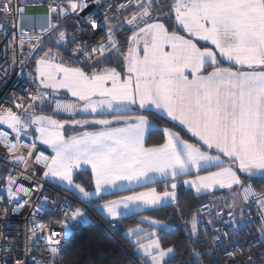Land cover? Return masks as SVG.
Returning a JSON list of instances; mask_svg holds the SVG:
<instances>
[{"label":"snow or ice","instance_id":"1","mask_svg":"<svg viewBox=\"0 0 264 264\" xmlns=\"http://www.w3.org/2000/svg\"><path fill=\"white\" fill-rule=\"evenodd\" d=\"M93 4L99 8L101 0H50L41 17L26 15V9L43 5L18 4L15 13H5L6 18L13 14L20 17L19 25H13L20 32V44L15 38L11 42L13 49L20 48V54H13L11 65L19 62L23 69L34 61L29 75L36 92L28 97L31 103L27 109L24 99L16 104V110L0 109V125H6L15 136L13 142L8 132L0 131V141L9 154L4 159L23 165L26 172H39L36 166L42 165V179L66 185L81 203L99 209L114 231L117 221L128 214L178 202L179 178L187 176L190 178L182 183L197 193L229 190V217L237 206L243 211L254 201L264 242V188L257 191L254 186L264 184V0H128L124 4L108 0L102 5L107 12L104 17L89 10ZM8 8L13 5L9 3ZM129 9L131 15H125ZM57 17L65 23L72 20L73 33H57L61 26L59 21L53 23ZM25 26H39L40 32L25 38ZM96 32L106 37L105 42L88 49V41L81 40L73 50L74 56L85 57L81 66H66L61 49L77 39L76 33L92 36ZM121 32L130 35L118 39ZM25 39L29 42L26 52ZM199 42L208 46H198ZM46 44L51 47L44 51ZM97 50L100 56L88 63L87 55ZM7 71L0 67V72ZM44 105L53 108L51 114H37ZM150 109L164 113L194 139L190 142L173 128L163 127L162 142L148 144L146 129L153 121L145 112ZM57 113L72 118L58 120ZM78 115L84 118L76 119ZM29 136L31 142L22 143ZM37 142L50 149L51 155L38 152ZM84 166H90L94 190L75 183L77 170ZM20 179L29 177L15 176L14 169L6 177L0 175V199L6 192L12 213L23 206L18 202L21 193L43 191L42 184L31 181L33 188H28ZM161 182L163 192L150 186ZM117 192L129 194L92 205L93 199ZM9 208L4 209L6 217ZM59 212L66 239L74 224L89 222L84 209H73L70 203L59 207ZM243 222L242 215L237 223ZM139 223L151 231L140 226L127 230L134 254L141 256L142 264H169L175 249L163 248L156 238L158 229L167 226L147 217H141ZM198 225L194 216L190 238H198ZM56 235L50 226L39 236L31 231L26 255L33 240L43 238L51 257L49 264H60L70 253L55 240ZM16 243L4 245V264H9ZM232 244L235 247L227 256L235 260L244 250L236 242ZM192 255L198 260L199 253L193 250ZM16 264L27 262L17 258ZM242 264H264V256L257 261L250 255Z\"/></svg>","mask_w":264,"mask_h":264},{"label":"built area","instance_id":"2","mask_svg":"<svg viewBox=\"0 0 264 264\" xmlns=\"http://www.w3.org/2000/svg\"><path fill=\"white\" fill-rule=\"evenodd\" d=\"M59 2V0H57ZM120 4L127 3L128 0H116ZM135 0H133V3ZM9 3L13 5V8L10 10L8 8ZM108 3V0H101V6L98 8L95 4L91 5L92 8L90 11H97L100 17H104L107 12L106 9L102 6ZM23 6L24 4L28 5H43V7H28L26 9V15L33 17L43 16L50 5V0H0V5L3 6L0 9V67H7V74L0 72V109H6L11 107L13 110L20 99H24V108L27 109L28 105L31 103L30 97L32 94H35L36 88L32 84L28 74V63L26 66L21 68L19 62L13 67L11 61L13 54L19 57L20 48L16 47L13 49L11 47V42L15 38L16 44L19 46L20 32L17 28H14L13 25H19L20 17L18 15H11L6 18L5 13L12 11L15 13V8L17 5ZM131 9H129L130 11ZM126 14V13H125ZM131 15V13L129 14ZM59 21L60 27L57 28L56 32L66 31L67 33H73L75 29V23L72 20H68L67 23L64 22V18H54L53 23ZM112 23H117L116 20H113ZM69 26V27H68ZM68 28V29H67ZM39 33L40 28L36 26H25L23 29V35L25 38L32 35L33 33ZM56 33H53L55 36ZM77 39L72 40L66 45L65 49H61L60 55L66 57L71 63L73 60L76 61V65L81 66L83 59L85 58L83 54L73 55V50L79 45L81 40L88 41V49H96L99 43L105 42L106 37L103 36L101 32H96L95 35L87 36L82 33H76ZM28 40L24 41V51L28 49ZM32 43H35L33 41ZM51 45L46 44L44 49H49ZM53 52H56V48H52ZM100 52L94 51L91 54L87 55L86 59L88 63H92L94 57H99ZM15 96L16 99H10ZM53 108L45 113L51 114ZM37 112H40L37 110ZM55 116H61L70 118L69 114L66 113H57ZM0 131L8 132L10 138L15 141L14 134L11 133V130L7 127L0 125ZM31 137H25L22 139V143H30ZM37 149L43 151L45 155H49L47 151L42 149L37 143ZM38 154V153H37ZM9 155L6 151V148L2 141H0V175L7 176L10 170L14 169L15 176H28L29 179H20L19 183L23 184L25 187L33 188L31 181H35L37 184L43 185V191L33 190L30 195L20 194L18 202L22 207H19L16 213L10 211L9 205L6 203V192L2 199H0V264H4V245L16 241V246L12 249L10 253L9 264H16V259L26 260L27 264H35L36 261H39L40 264H49L51 259L50 254L48 253V244L43 238L34 239L32 242V250L30 254L26 255V249L29 248L28 236L31 231H35L38 236L40 233L45 232L46 229L51 227V230L57 233L55 240L59 241L62 246H64L65 236L64 231L61 229L59 223L47 222L42 223L41 219L44 212L57 213L60 216L59 207L70 203L72 208H82L85 211V214L89 216L92 223L99 224L109 233H114L113 227L106 221L102 216L95 211L93 206H87L79 199H77L74 193L68 191L67 189L48 182L42 179L43 166L37 165L36 167L40 169L39 172H26L23 165L16 166L10 160H5L4 157ZM3 186V181H0V187ZM257 191H260L256 188ZM44 197L48 199L45 201ZM30 201V203H27ZM92 201V205H93ZM16 205H13L15 207ZM9 208V214L6 217L4 209ZM40 211H37V209ZM197 216H199V232L201 235L209 238L211 249L210 251L216 255L221 264H242V261L246 260L248 256H252L254 259L259 261V258L264 256V242L261 241V234L259 232L260 227V217L257 214V206L253 201L248 207L235 208L232 217H229V207L226 206L222 200L217 199L216 197L208 198L198 204L196 208ZM244 217L243 224H238L237 222L241 220V216ZM231 219L232 223L229 224L228 221ZM35 221V225H33ZM233 229L237 231L230 236H221L220 240H216L215 237L221 233L229 232L231 233ZM118 230V229H117ZM116 230V231H117ZM236 242L240 248L244 250V254L237 255L235 260H231L227 256V252L232 251ZM230 244L227 248V251H224V246ZM17 249L19 255H17ZM135 258V257H133ZM136 259V258H135ZM138 262V261H137ZM60 264H65L63 261H60ZM138 264H142L138 262Z\"/></svg>","mask_w":264,"mask_h":264},{"label":"trees","instance_id":"3","mask_svg":"<svg viewBox=\"0 0 264 264\" xmlns=\"http://www.w3.org/2000/svg\"><path fill=\"white\" fill-rule=\"evenodd\" d=\"M131 12L132 10L125 15H129ZM153 14L155 15V12ZM126 35H130V33L121 32L117 38L119 39ZM63 59L65 63L72 64L66 57L63 56ZM33 64L34 61L30 62L28 69ZM84 70L91 72L92 68ZM41 109L49 111L51 107L43 106ZM149 112H151V115H149ZM149 112H145V115H148L149 119L158 127H171L178 131L184 139L191 140L190 136L182 128L173 125L170 120L152 110H149ZM161 136L162 131L159 128L151 129L147 135V143L162 142ZM75 182L83 184L86 190L92 188L91 174L87 170L78 172L75 176ZM254 186L259 190L264 188V184L260 183H255ZM178 193L179 200L175 204H167L156 209L128 215L119 219L117 221L118 230L113 234L104 230L99 224L92 223L89 216L85 214L89 222L74 224L72 226V235L64 241V247L68 249L70 256L62 259L63 263L138 264L141 260L134 254L133 246L124 234L129 228L139 226L141 217L146 216L167 226L164 230H159V240L162 247H173L175 249V255L169 261V264H221L219 258L210 251L211 244L209 238L201 235L199 231L198 238H190L186 225L193 220L194 216H197L196 208L198 204L208 198L219 196L218 198L223 200L226 206L231 205L232 201L226 195L227 192L218 190L212 196L209 194L195 195L190 189H184L180 186ZM60 219L57 213L44 212L41 222L59 223ZM193 250L199 253L198 260L192 255Z\"/></svg>","mask_w":264,"mask_h":264},{"label":"crops","instance_id":"4","mask_svg":"<svg viewBox=\"0 0 264 264\" xmlns=\"http://www.w3.org/2000/svg\"><path fill=\"white\" fill-rule=\"evenodd\" d=\"M182 35H187V34H185V33H181ZM198 46H201V47H203V46H208V45H206L204 42H199L198 43ZM65 65L66 66H75V65H73V64H69V63H65ZM76 67V66H75ZM30 69H28V71H29ZM32 70H30L29 71V73L31 72ZM29 77H30V80H31V76L29 75ZM63 92V91H62ZM44 106H48V105H44ZM43 107V106H42ZM38 111H40V112H37V114H47V113H45V112H47V111H45V112H43V110L41 109V108H38L37 109ZM150 110H152V111H154L155 112V110L154 109H150ZM158 114H160V115H162V116H164L166 119H168V120H170L169 118H167L165 115H164V113H158ZM55 118L56 119H58V120H68V119H71L72 117H70V118H66V117H61V116H55ZM76 119H80V118H84L82 115H78V116H76L75 117ZM177 126H179L178 124H176ZM180 127V126H179ZM154 128H159L161 131H162V128L163 127H158L154 122H153V124H152V126H151V128H149V129H146V138H147V135H148V132L151 130V129H154ZM171 128V127H170ZM181 128V127H180ZM183 129V128H182ZM79 130V129H78ZM174 130V129H173ZM185 132H186V129H183ZM174 131H176V130H174ZM178 132V131H177ZM187 133V132H186ZM189 136H190V142L194 139V138H192L191 137V134H189V133H187ZM33 135H34V133H33ZM183 138V137H182ZM39 145H40V147L42 148V149H44L45 151H47L48 153H49V155H51V152H50V149H47V147L45 146V145H43V144H40L39 142H37ZM82 170H87V171H89L90 172V174H91V169H90V166H84L82 169H79V170H77V173L78 172H80V171H82ZM211 170H215L214 168L213 169H211ZM195 174V171H193V175ZM200 174H205L204 172H201ZM190 177H187V176H181L179 179H180V181H181V183L179 184V187L180 186H182L184 189H190L195 195H200V194H209V195H211L212 196V194L215 192V191H226L227 192V196L231 199V201H232V198H231V193L229 192V190H227V189H215V190H211V191H208V192H203V193H197L194 189H192L190 186H187V185H184L183 183H182V181L184 180V179H189ZM44 180H46V181H48V182H51V183H54V184H57V185H59V186H61V187H63V188H65V189H67L66 188V185H61L57 180H55V179H52V178H45ZM75 183H77V182H75ZM167 183L170 185L171 183H172V181L171 180H169V181H167ZM150 186H152V187H156L157 188V190L159 191V192H163V191H165V187H164V183L163 182H161L160 184H156V185H150ZM179 187H178V189H177V191L179 190ZM90 190H94V184L92 183V188L90 189ZM140 190H143V189H136V191H140ZM235 189H233L232 191H234ZM68 191H70V190H68ZM70 192H72L73 193V191H70ZM126 194H129V193H127V192H117V193H115L114 195H105V196H103L101 199H99V200H96V199H93L92 201L94 202V205H96V204H100V203H102L103 201H105V200H110V199H115L117 196H119V195H126ZM219 196H217L216 198L217 199H219L218 198ZM229 199V200H230ZM223 201V200H222ZM167 204H174V202H169V203H167ZM166 204V205H167ZM236 208H239V206H237ZM96 209V211L104 218V216L102 215V213H101V211L99 210V209H97V208H95ZM148 211V210H147ZM141 212H145V211H141ZM141 212H139V213H141ZM128 215H132V214H128ZM128 215H126V216H128ZM144 217H146V216H144ZM197 219H198V221H199V218L197 217V216H195ZM105 219V218H104ZM191 222H192V220L186 225V227H188V232L190 233V231H191ZM140 227H141V224L139 225ZM144 228H146L148 231H151V229L150 228H148V226L146 225V224H144ZM127 232V231H126ZM125 232V233H126ZM158 232H159V229H158ZM125 235V234H124ZM126 236V235H125ZM126 238H128L127 236H126ZM156 238H158L159 239V235L156 237ZM129 239V243L131 244V239L130 238H128ZM132 239H134V238H132ZM162 246V245H161ZM163 248H165V247H163ZM133 252L135 253V249H134V247H133ZM139 258H140V260H141V262H142V259H141V256L139 255V254H136Z\"/></svg>","mask_w":264,"mask_h":264},{"label":"rangeland","instance_id":"5","mask_svg":"<svg viewBox=\"0 0 264 264\" xmlns=\"http://www.w3.org/2000/svg\"><path fill=\"white\" fill-rule=\"evenodd\" d=\"M30 1H33V0H30ZM48 49H44V51H47ZM76 67H79V66H77V65H75ZM33 67H34V64L32 65V67L30 68V70H32L33 69ZM28 74H29V71H28ZM63 91V90H62ZM3 126H5V127H7L6 125H3ZM176 202H174V204H175ZM93 205H94V203H93ZM95 211H96V209H95V207L93 208ZM198 218H199V216H197ZM103 218V217H102ZM199 221H200V218H199ZM199 226V225H198ZM141 227H144V225H141ZM167 228V227H166ZM198 231H199V229H198ZM201 234V233H200Z\"/></svg>","mask_w":264,"mask_h":264},{"label":"water","instance_id":"6","mask_svg":"<svg viewBox=\"0 0 264 264\" xmlns=\"http://www.w3.org/2000/svg\"><path fill=\"white\" fill-rule=\"evenodd\" d=\"M91 8H92V6H90V9H91ZM90 9H89V10H90Z\"/></svg>","mask_w":264,"mask_h":264},{"label":"bare ground","instance_id":"7","mask_svg":"<svg viewBox=\"0 0 264 264\" xmlns=\"http://www.w3.org/2000/svg\"><path fill=\"white\" fill-rule=\"evenodd\" d=\"M30 68V67H29Z\"/></svg>","mask_w":264,"mask_h":264}]
</instances>
